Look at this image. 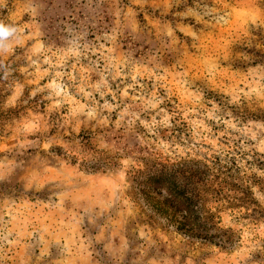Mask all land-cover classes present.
I'll use <instances>...</instances> for the list:
<instances>
[{
  "label": "rangeland",
  "instance_id": "374dc122",
  "mask_svg": "<svg viewBox=\"0 0 264 264\" xmlns=\"http://www.w3.org/2000/svg\"><path fill=\"white\" fill-rule=\"evenodd\" d=\"M0 264H264V0H0Z\"/></svg>",
  "mask_w": 264,
  "mask_h": 264
},
{
  "label": "trees",
  "instance_id": "16d2710c",
  "mask_svg": "<svg viewBox=\"0 0 264 264\" xmlns=\"http://www.w3.org/2000/svg\"><path fill=\"white\" fill-rule=\"evenodd\" d=\"M196 175H197V173H196ZM174 180L177 181L176 178ZM161 182H162V178H158V176H157L154 188H156V189L159 188L158 186L161 184ZM181 189L182 188L180 187V185L174 184V192H175L176 197H178L176 199V201H178V203L180 204V207L182 209H185L186 212H191V211H189V207L191 205L190 202L192 199L190 197L186 196L184 189L183 190H181ZM197 196H198L197 190H196V187H194V225H207L208 223L202 220V217L200 216V213L198 212V210H199L198 204L200 203V201L197 198Z\"/></svg>",
  "mask_w": 264,
  "mask_h": 264
}]
</instances>
